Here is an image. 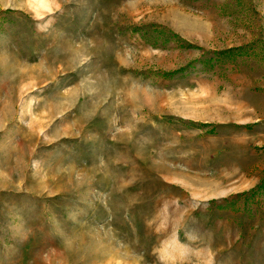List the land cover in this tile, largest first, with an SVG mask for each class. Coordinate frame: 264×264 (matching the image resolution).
Segmentation results:
<instances>
[{
    "label": "rangeland",
    "instance_id": "rangeland-1",
    "mask_svg": "<svg viewBox=\"0 0 264 264\" xmlns=\"http://www.w3.org/2000/svg\"><path fill=\"white\" fill-rule=\"evenodd\" d=\"M0 111V264H264V0H0Z\"/></svg>",
    "mask_w": 264,
    "mask_h": 264
},
{
    "label": "trees",
    "instance_id": "trees-1",
    "mask_svg": "<svg viewBox=\"0 0 264 264\" xmlns=\"http://www.w3.org/2000/svg\"><path fill=\"white\" fill-rule=\"evenodd\" d=\"M244 53H249L247 46L246 45H241V46H235V47H231L228 49H224V50H219L217 51L215 54L217 56V60L216 61H220L221 57L226 55H238V54H244Z\"/></svg>",
    "mask_w": 264,
    "mask_h": 264
},
{
    "label": "crops",
    "instance_id": "crops-1",
    "mask_svg": "<svg viewBox=\"0 0 264 264\" xmlns=\"http://www.w3.org/2000/svg\"><path fill=\"white\" fill-rule=\"evenodd\" d=\"M8 115H9V112L4 113L3 111H0V125L5 124L7 122Z\"/></svg>",
    "mask_w": 264,
    "mask_h": 264
}]
</instances>
